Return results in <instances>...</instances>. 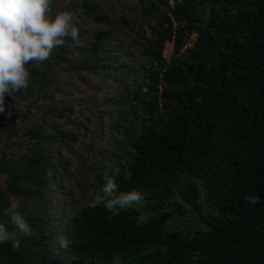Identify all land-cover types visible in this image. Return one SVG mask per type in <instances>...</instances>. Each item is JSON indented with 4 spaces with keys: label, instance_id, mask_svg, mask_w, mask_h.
Returning <instances> with one entry per match:
<instances>
[{
    "label": "trees",
    "instance_id": "obj_1",
    "mask_svg": "<svg viewBox=\"0 0 264 264\" xmlns=\"http://www.w3.org/2000/svg\"><path fill=\"white\" fill-rule=\"evenodd\" d=\"M52 8L74 13L79 42L26 65L29 87L5 94L0 223L20 247L0 244V264H264V0ZM81 86L100 95L78 101ZM106 175L160 214L138 227L142 209L89 207ZM10 202L32 236L4 215ZM191 211L201 227H165Z\"/></svg>",
    "mask_w": 264,
    "mask_h": 264
},
{
    "label": "clouds",
    "instance_id": "obj_2",
    "mask_svg": "<svg viewBox=\"0 0 264 264\" xmlns=\"http://www.w3.org/2000/svg\"><path fill=\"white\" fill-rule=\"evenodd\" d=\"M54 0H0V113L4 109L5 94H13L29 87L31 74L25 67L34 63L37 67L50 60L52 53L58 47L66 45L71 40L79 42V29L74 23V13L59 11L53 13ZM78 93L74 96L78 98ZM79 113V106L76 114ZM103 196L96 195L89 202V207L101 204L113 212L116 209H126L133 204L143 202L139 191L118 192L116 180L105 176L102 188ZM246 200L256 204L259 196L249 195ZM19 204L10 202V207L4 210V215L26 236H32V230L24 216L17 211ZM147 214L136 218L137 226L147 222ZM12 242V249L19 250L20 241L16 233L8 231L4 223H0V244ZM60 249L67 250L69 240L64 235L57 237ZM114 264H120V258H115Z\"/></svg>",
    "mask_w": 264,
    "mask_h": 264
},
{
    "label": "rangeland",
    "instance_id": "obj_3",
    "mask_svg": "<svg viewBox=\"0 0 264 264\" xmlns=\"http://www.w3.org/2000/svg\"><path fill=\"white\" fill-rule=\"evenodd\" d=\"M195 38V35L192 36V39ZM173 55V44H167L165 51H164V57L166 60H170ZM90 77L91 80H94L93 76H88ZM100 89H104L106 85L99 83ZM98 89V87H97ZM99 90V89H98ZM95 92L86 89L85 87H82L78 89V101L84 99L86 102L92 103L94 99H96L100 93ZM39 117V114L36 112V110H33V119H37ZM107 145L104 144L102 148H106ZM80 152L82 150L79 149ZM89 161H99V158L97 159L95 155L89 156L88 157ZM132 208H138L143 210V214H147V217L149 220L152 217L158 216L160 214L159 211H155L150 208V204H147L144 197H143V202L139 205L133 204L130 206ZM166 211H172L171 207H166ZM165 227L169 230H184V231H189L196 229L197 227H201V222L199 221L197 214L193 211L191 213L187 214L186 216H181L179 214H176L172 218L169 219V221L166 223Z\"/></svg>",
    "mask_w": 264,
    "mask_h": 264
}]
</instances>
